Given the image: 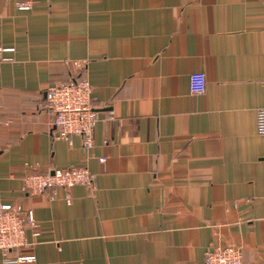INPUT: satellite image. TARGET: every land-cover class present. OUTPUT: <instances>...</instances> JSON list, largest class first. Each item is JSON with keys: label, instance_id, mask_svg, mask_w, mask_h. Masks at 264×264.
<instances>
[{"label": "crops", "instance_id": "crops-1", "mask_svg": "<svg viewBox=\"0 0 264 264\" xmlns=\"http://www.w3.org/2000/svg\"><path fill=\"white\" fill-rule=\"evenodd\" d=\"M0 46L15 49L0 61V194L37 222L36 245L12 256L204 264L234 246L264 264V0H0ZM73 62H86L102 120L90 149L55 139L45 108ZM70 167L94 186L24 191L27 175Z\"/></svg>", "mask_w": 264, "mask_h": 264}, {"label": "built area", "instance_id": "built-area-1", "mask_svg": "<svg viewBox=\"0 0 264 264\" xmlns=\"http://www.w3.org/2000/svg\"><path fill=\"white\" fill-rule=\"evenodd\" d=\"M36 1L16 0V7L20 11H29ZM13 52L14 48L0 46V61L7 60L5 55ZM72 65L77 70V76L65 83L50 86L46 91L45 108L53 120L55 139L72 145V138L80 136L84 140L85 148L90 149L93 146L94 131L102 120L92 102L93 87L83 75L86 62H73ZM206 85L205 73L191 75L192 94H204ZM258 133L264 135V109L258 113ZM105 162L106 159H100V163ZM23 184L24 191L31 195H41L51 188L69 191L76 186L92 187L95 184V175L84 167H70L27 175ZM66 200L69 204L72 203L71 193L67 192ZM29 227H37L33 211L21 205L4 203L0 194V252L4 264H33L37 261L33 253L12 256V252L16 250L32 249L36 245V241L28 239ZM38 236L39 233L34 231L33 237ZM204 264H243V252L241 248L234 246L214 247L206 252Z\"/></svg>", "mask_w": 264, "mask_h": 264}]
</instances>
